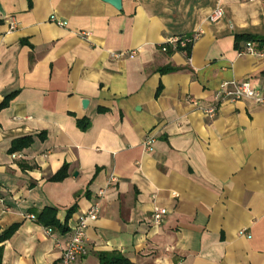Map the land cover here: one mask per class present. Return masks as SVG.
Instances as JSON below:
<instances>
[{
    "label": "crops",
    "instance_id": "0c3cea01",
    "mask_svg": "<svg viewBox=\"0 0 264 264\" xmlns=\"http://www.w3.org/2000/svg\"><path fill=\"white\" fill-rule=\"evenodd\" d=\"M216 3L0 0V264H59L96 201L81 264H264V105L203 112L264 86V5L220 0L209 24ZM194 32L188 57L161 51Z\"/></svg>",
    "mask_w": 264,
    "mask_h": 264
},
{
    "label": "built area",
    "instance_id": "2783aa9c",
    "mask_svg": "<svg viewBox=\"0 0 264 264\" xmlns=\"http://www.w3.org/2000/svg\"><path fill=\"white\" fill-rule=\"evenodd\" d=\"M244 2H260L264 5V0H243ZM216 6L212 12L207 16V22L209 24H216L223 18V9L220 5V0H216ZM15 28L14 22L10 24L9 29ZM200 37L199 32H194L189 36L173 37L169 38L163 46L161 51L166 53L168 48L185 49L191 47ZM244 54L258 55L261 54L255 51L251 46L247 45L246 48L241 51ZM113 58H119L120 55L111 54ZM242 101H249L256 105H264V86L261 88L253 87L249 82L231 83L229 86L222 85L219 91L214 96V104L206 108L203 112L208 119H213L217 113L219 106L223 103H236ZM154 142L153 135H147L142 145L145 150H149ZM117 177L114 174L108 176V185H114L117 183ZM104 192H99V196H103ZM166 210H155L152 215V220L155 225H159L164 216ZM100 214V202H94L89 209L84 212L75 221L72 226V233L69 240L66 241L64 247L61 250V257L59 264H81L83 258L87 254L86 248V230L90 222H94L98 219ZM46 234L50 232L47 230Z\"/></svg>",
    "mask_w": 264,
    "mask_h": 264
},
{
    "label": "trees",
    "instance_id": "16d2710c",
    "mask_svg": "<svg viewBox=\"0 0 264 264\" xmlns=\"http://www.w3.org/2000/svg\"><path fill=\"white\" fill-rule=\"evenodd\" d=\"M240 40H243V42L250 41V39L247 38V37H243ZM236 48H237L238 51L241 50V48L238 46V44L236 45ZM190 49H191V47H188V48H185V49H179L178 47L175 48V49L168 48V50H167L166 53H169L171 51H176V52L184 53L188 57L189 54H190ZM46 211L53 212L52 210H46ZM41 223L43 225H45V226H52V227H55V228H59V225L57 224V222L55 221V219H54L53 216L50 218L49 221H42L41 220ZM12 231H13L12 229L9 230V231H7L5 233V236L10 235ZM101 260H102V264H123V262H124V260L122 259V257H120L118 255H104V256L101 257Z\"/></svg>",
    "mask_w": 264,
    "mask_h": 264
},
{
    "label": "water",
    "instance_id": "95a60500",
    "mask_svg": "<svg viewBox=\"0 0 264 264\" xmlns=\"http://www.w3.org/2000/svg\"><path fill=\"white\" fill-rule=\"evenodd\" d=\"M104 3L109 4L112 6L115 10L120 11L121 10V0H102ZM83 108L87 106V101L82 102Z\"/></svg>",
    "mask_w": 264,
    "mask_h": 264
}]
</instances>
